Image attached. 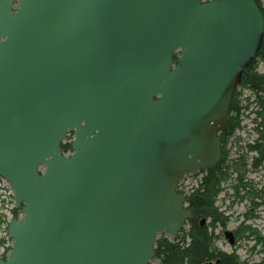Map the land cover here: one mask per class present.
I'll list each match as a JSON object with an SVG mask.
<instances>
[{"label":"water","instance_id":"water-1","mask_svg":"<svg viewBox=\"0 0 264 264\" xmlns=\"http://www.w3.org/2000/svg\"><path fill=\"white\" fill-rule=\"evenodd\" d=\"M263 33L254 0H0V177L22 211L0 264L155 258Z\"/></svg>","mask_w":264,"mask_h":264},{"label":"trees","instance_id":"trees-1","mask_svg":"<svg viewBox=\"0 0 264 264\" xmlns=\"http://www.w3.org/2000/svg\"><path fill=\"white\" fill-rule=\"evenodd\" d=\"M254 1L264 16L263 0ZM258 61L263 64L262 72L256 71ZM240 87L250 90L254 97L256 106V110L253 111L256 122L254 129L257 135L253 142H248L245 146L238 145V154L241 155H239L237 161H228L227 138L240 127L239 116L242 111L249 107L248 104H241L238 91ZM70 134L72 132H68V138ZM217 136L221 142V155L217 166L213 170L198 173L202 174V178L196 187L189 191H184L181 188L178 190L180 193L185 194L186 206L192 210L194 216L185 222V225H188V229L185 231L184 227H182L176 239L168 238L162 233L157 236L154 248L156 250L155 259L158 260V264H203L216 260H218L216 264H244V261L240 259L235 251L226 253L218 249L214 242L218 237L214 235L213 231H208V225H201L200 221L201 219L209 218V226H212V228L217 225H224L227 217L215 205V199L220 191L222 180L228 178L231 174L230 170L237 169L240 171L245 167L246 161L250 158L247 152L255 153L251 156L250 163L253 169H256L264 162V33L255 58L244 68L240 83L233 92L227 129L220 131ZM61 146L64 152L70 151V142H63ZM243 149H245V152L241 151ZM236 187L237 185L234 188ZM14 212L17 215V210ZM238 237H243V234L241 232L238 233ZM244 238L255 240L251 249H255L257 243H260L261 249L264 250V236H261L257 231L250 230ZM256 264H264V259H261Z\"/></svg>","mask_w":264,"mask_h":264},{"label":"rangeland","instance_id":"rangeland-1","mask_svg":"<svg viewBox=\"0 0 264 264\" xmlns=\"http://www.w3.org/2000/svg\"><path fill=\"white\" fill-rule=\"evenodd\" d=\"M256 67L257 72L263 71L262 62L258 61ZM238 91L240 93L241 104H248L249 107L242 111L241 115L239 116L240 127L236 129L234 133L227 138L226 148L228 149V161H237L239 159V155H241L238 154V145L240 144L245 146V144H247L248 142H253L257 135L256 130L254 129L256 125L255 115L253 112L256 110L254 97L252 96L250 90H248L247 88L240 87ZM72 139L73 135L70 134L69 138L68 136L64 138V142H71ZM241 151L245 152V149ZM247 153L249 154L250 158H248V161H246V165L249 166L251 163V156L255 153ZM230 173L231 174L228 176V178L222 180L220 184V191L215 199V205L218 207V210L221 211L224 216L227 215L229 217L227 219L228 223L226 225V228L216 226L215 231L218 232L220 236L219 238H216L214 240L215 246L226 253L235 251V253L240 257V259L244 261V264H256L261 261V259H264V250L261 249L260 243H257L255 249H251L253 243H255V240L252 238L244 237L250 230L257 231L261 236H264V205L256 206L253 201L254 197L251 198V201L253 203L251 202L250 205L247 204L248 201H245V203L247 204L246 206L243 205L244 202L242 204L239 203L236 200L235 192H233V184L235 183L236 174L234 173V170H230ZM245 177L254 181L252 184L253 189H263L264 162L261 164V166H258L254 170V172H247ZM201 178L202 174H198L193 177L189 175L180 182V187L184 191H189L199 184ZM0 185L4 186L5 182L0 180ZM3 189L4 188L0 187V192H3ZM4 194H6V203L9 204V206H12V198L11 196L7 195H10V193L4 192ZM4 211L3 213H5ZM245 213L246 216H244ZM17 214L19 217L22 216V214L18 212V210ZM237 223L243 224L242 229H240V231L238 232H241L243 234V237H240L233 245H230L228 239L225 238L224 230L233 229ZM243 228L245 231L243 230ZM184 229L185 231L188 229L187 224L184 225ZM208 231L210 232L209 228ZM166 236L168 238H171L169 235ZM2 256L5 257L6 255L3 254ZM148 264H158V260L153 258L151 261H149Z\"/></svg>","mask_w":264,"mask_h":264},{"label":"flooded vegetation","instance_id":"flooded-vegetation-1","mask_svg":"<svg viewBox=\"0 0 264 264\" xmlns=\"http://www.w3.org/2000/svg\"><path fill=\"white\" fill-rule=\"evenodd\" d=\"M261 164L259 166H261ZM250 171L254 172V169L251 167V165L249 166L245 165V167L240 171L237 169L234 170V173L236 174V176H235V183L233 184V189H234L233 192H235L236 200L241 204L244 202L243 205L246 206L247 204L250 205V203L252 202L251 198L254 197V199L256 200L253 199V201H254V204H256V206L264 205V188L263 189H253L252 184L254 181L245 177L247 172H250ZM235 185H237L236 188H234ZM245 201H248V203L246 204ZM244 216H246V213L244 214ZM226 217L227 219L229 218L227 215ZM227 223L228 221L226 220L224 225H217V226H221V228H226ZM200 224L206 225V226L208 225L210 232L213 231L214 235H216L219 238L220 234L215 231L216 226L213 228L212 226H209V218H204L203 223L200 222ZM242 227H243V224L237 223L233 229H229V230L225 229L224 232L226 230L232 232V236H233L234 243H235L239 239L238 232L240 231V229H242ZM233 244H230V245H233ZM212 262L214 264L217 263L216 261H212Z\"/></svg>","mask_w":264,"mask_h":264},{"label":"built area","instance_id":"built-area-1","mask_svg":"<svg viewBox=\"0 0 264 264\" xmlns=\"http://www.w3.org/2000/svg\"><path fill=\"white\" fill-rule=\"evenodd\" d=\"M0 180L5 182L4 186H1L3 189V192H0V257H3L2 255L5 254L7 255L9 252V248L11 247L12 240L7 234V223L9 219L13 216L14 214V199H13V191L8 184V182L0 177ZM10 187V188H9ZM7 190V191H6ZM4 192L10 193L7 194L8 196H11L12 198V206H9V204L6 203V194ZM5 210V211H4ZM3 211L5 213H3Z\"/></svg>","mask_w":264,"mask_h":264}]
</instances>
